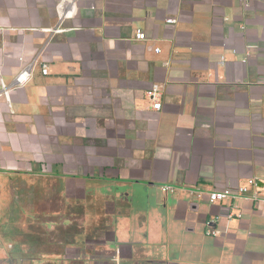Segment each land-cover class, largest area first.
Segmentation results:
<instances>
[{"label": "crops", "instance_id": "crops-1", "mask_svg": "<svg viewBox=\"0 0 264 264\" xmlns=\"http://www.w3.org/2000/svg\"><path fill=\"white\" fill-rule=\"evenodd\" d=\"M60 2L0 0V264H264V204L210 201L264 198V0Z\"/></svg>", "mask_w": 264, "mask_h": 264}, {"label": "built area", "instance_id": "built-area-1", "mask_svg": "<svg viewBox=\"0 0 264 264\" xmlns=\"http://www.w3.org/2000/svg\"><path fill=\"white\" fill-rule=\"evenodd\" d=\"M58 10H59V16L60 20H64L66 18H70L74 16L76 12V4L75 0H61V2L58 5ZM168 23H174L176 22V18H167L166 20ZM51 31L53 32H60L63 31L61 28H54ZM137 39H145L146 38V33L138 29L135 34ZM157 52L160 51V48L155 49ZM43 74L48 73V68L46 65L43 66L42 68ZM31 77V66H26L16 77L14 80V86L15 87H22L24 86L30 79ZM3 91L5 92L7 98L9 99V87L3 83ZM147 95H149L152 98H155L156 101L153 104V107L155 109H160L162 104L159 100L161 96V89L159 85H154L151 89L147 91ZM258 184L255 179H250L247 184L239 186L237 189H231V188H226V189H221V190H214L210 192V201L211 202H217V201H222L228 198L232 197H244L247 199H251L255 202H262L264 204V198L260 196L258 192ZM161 189L163 192H173L175 191V187L172 185H162ZM210 234H216L214 231H209Z\"/></svg>", "mask_w": 264, "mask_h": 264}, {"label": "rangeland", "instance_id": "rangeland-1", "mask_svg": "<svg viewBox=\"0 0 264 264\" xmlns=\"http://www.w3.org/2000/svg\"><path fill=\"white\" fill-rule=\"evenodd\" d=\"M2 245H3L2 247H3L4 251L9 250V249H8V245H9V242H8V241H6V242L3 241V244H2ZM10 249H11V248H10Z\"/></svg>", "mask_w": 264, "mask_h": 264}]
</instances>
